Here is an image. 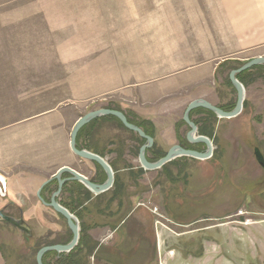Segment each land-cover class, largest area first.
I'll return each mask as SVG.
<instances>
[{
  "label": "rangeland",
  "instance_id": "rangeland-1",
  "mask_svg": "<svg viewBox=\"0 0 264 264\" xmlns=\"http://www.w3.org/2000/svg\"><path fill=\"white\" fill-rule=\"evenodd\" d=\"M256 56H264V0H0V207L10 175L33 230L29 239L0 221V264H36L40 247L70 239L65 220L36 196L59 167L105 181L98 165L70 150L78 118L122 111L152 135L149 161L175 144L204 151L186 140L185 107L205 99L231 110L228 74ZM141 78L149 83L136 84ZM242 84L236 116L192 115L211 140L207 159L179 156L145 169L137 133L111 118L83 126L80 145L109 163L113 184L97 194L85 188L84 199L74 188L80 239L61 256L78 264H264V169L255 156L264 159V66Z\"/></svg>",
  "mask_w": 264,
  "mask_h": 264
},
{
  "label": "water",
  "instance_id": "water-1",
  "mask_svg": "<svg viewBox=\"0 0 264 264\" xmlns=\"http://www.w3.org/2000/svg\"><path fill=\"white\" fill-rule=\"evenodd\" d=\"M258 64H264V56H256L252 59L246 61L244 64L240 65L237 68L232 69L229 74L228 78L235 88L236 91V101L234 107L229 110H223L219 106H216L212 104L211 102L205 100V99H196L190 101L187 106L185 107L183 114H182V120L189 126L188 131L186 132V140L190 143H202L205 145L204 151H197L194 149L184 148L178 144L172 145L165 154L160 157L156 161H149L146 157V150L150 148L153 145V137L146 134L142 128L139 126L130 123L125 114L116 109H110V108H99L92 111H89L82 115L78 120L75 122V124L72 127V130L70 132V139H69V147L70 150L77 156L90 160L96 164H98L103 171L106 174V179L102 183H95L91 181L88 177L84 176L83 174L77 172L76 170L70 168L69 166H61L57 169V171L48 179H46L40 187L37 190V196L38 198L46 204L42 198L39 195V192L41 188L47 184L51 179H57L58 181V189L56 192H54L53 197L51 199V202L47 205L53 207L59 214H61L64 219L66 220L67 226L72 231V238L69 242L65 244H51V245H44L40 247L35 255L36 264H43L42 262V256L47 251H56V252H68L74 246L78 243L79 240V224L76 217L69 212L66 208L58 204L54 197L60 192L61 186L65 179L61 178V175L63 173H70L72 175L73 180H77L81 182L85 187H87L89 190L94 192L95 194L104 192L108 190L112 184H113V170L109 163L100 155L88 151L86 149H79L76 146V136L79 132V130L89 123L91 120L103 116V115H113L116 118L120 120V122L123 124V126L135 133H137L141 138L145 140V142L139 147L138 151V160L140 165L145 169H156L164 165L165 163L171 161L172 159L179 157V156H190L198 159H207L212 154V143L211 140L204 135H197L196 130L197 126L196 124L190 119L189 112L197 107H203L210 111H212L217 117H225V118H231L239 114V112L242 109L243 106V100H244V87L243 84L236 78V74L251 68L252 66L258 65ZM255 156L257 161L263 166L264 169V159L263 156L260 154V152L255 149ZM0 217L2 219H5L9 221L11 224L16 226L20 231L23 232V234L26 237H30L32 234L31 227L29 224L23 219H15V218H9L1 213L0 211Z\"/></svg>",
  "mask_w": 264,
  "mask_h": 264
},
{
  "label": "flooded vegetation",
  "instance_id": "flooded-vegetation-1",
  "mask_svg": "<svg viewBox=\"0 0 264 264\" xmlns=\"http://www.w3.org/2000/svg\"><path fill=\"white\" fill-rule=\"evenodd\" d=\"M10 177H11L10 175L9 176H4V181H3L4 182L3 183L4 184V191H3L2 196L4 197L5 201L2 204V206L0 207V211H1L2 214H4L5 216H7L9 218H15V219L23 218L24 219L22 206L20 205V203H18V202H16L14 200V198L11 196L12 194L10 193L11 192L10 191V182H11L10 181ZM61 178L65 179V180H64V182H63V184L61 186L60 192L54 197V199H55V201L58 204H60L61 206H63L64 208H66L70 212V208L72 207L71 204H72V202L74 200V188H76L77 191L78 190L82 191L81 192L82 199L85 198V188L86 189H88V188L85 187L81 182H79L77 180H73L72 179V175L70 173H63L61 175ZM57 189H58V181H57V179L53 178L47 184H45L41 188V190L39 192L40 197L42 198V200L46 204H44L38 198L37 191H36V196H37V198L40 200V202L43 205H45L48 208H51L56 213V215H58L60 218L64 219V217L61 214H59L53 207L47 205V204H49L51 202L53 194H54V192L57 191ZM77 195H78V193H77ZM0 221L17 228L13 224H11L9 221H7L5 219H2L1 217H0ZM65 222H66V220H65ZM29 226L31 227L30 224H29ZM66 226H67V223H66ZM31 230H32V227H31ZM67 231H68V233L70 235V239H68L65 243L69 242L71 240V238H72V231L70 230V228L68 226H67ZM20 232L23 234L22 231H20ZM24 237H26V236L24 235ZM32 237H33V230H32L31 236L27 237V238L30 239ZM57 253L59 254V253H62V252H57Z\"/></svg>",
  "mask_w": 264,
  "mask_h": 264
},
{
  "label": "trees",
  "instance_id": "trees-1",
  "mask_svg": "<svg viewBox=\"0 0 264 264\" xmlns=\"http://www.w3.org/2000/svg\"><path fill=\"white\" fill-rule=\"evenodd\" d=\"M262 66H264V64H258V65H255V66H252L251 68H249V69H246V70H243V71H241V72H239V73H237L236 74V78L241 82V83H243V81H244V77H245V74L247 73V71L248 70H250V69H254V68H260V67H262ZM229 82H230V80H229ZM230 84H231V82H230ZM232 85V84H231ZM244 102V101H243ZM220 107V106H219ZM220 108H222L223 110H225L223 107H220ZM197 112H203L206 116H208V117H215V114L212 112V111H210V110H208V109H206V108H203V107H197V108H194V109H192L190 112H189V117H190V119L196 124V126H197V130H198V132L200 133V134H203V135H207V132L206 131H204L201 127H200V125L198 124V121L197 120H195V119H192V115L194 114V113H197ZM105 118H111V119H116V120H118L119 122H120V120L118 119V118H116L115 116H113V115H103V116H100V117H97V118H95V119H93V120H91V121H95V120H100V119H105ZM127 120L129 121V122H131L128 118H127ZM184 122V121H183ZM121 123V122H120ZM88 124V123H87ZM122 124V123H121ZM123 125V124H122ZM85 126V125H84ZM144 130V129H143ZM144 132L146 133V134H148V135H150V136H152L151 134H149L146 130H144ZM79 138H80V133L78 132V134H77V136H76V146H77V148H79V149H83V148H90L89 146H88V144H85V142H83L84 144L83 145H80V143H79ZM143 139V138H142ZM144 140V139H143ZM91 149V148H90ZM96 152V151H95ZM148 159V158H147ZM96 164V163H95ZM96 165H98V164H96ZM99 166V165H98ZM100 167V166H99ZM101 168V167H100ZM102 169V168H101ZM103 170V169H102ZM80 239V238H79ZM79 241V240H78ZM78 244V243H77ZM76 244V245H77ZM75 245V246H76ZM75 246H74V248H75ZM74 248H72L70 251H72ZM50 254H54V255H57V258L55 259V262L54 263H51V264H78L77 262H75V261H73V259L72 260H70V259H66V258H63L61 255H64V253H57L56 251H48V252H46L43 256H42V262L44 263V264H50V263H47L46 261H44L45 260V258H46V256H49Z\"/></svg>",
  "mask_w": 264,
  "mask_h": 264
},
{
  "label": "crops",
  "instance_id": "crops-1",
  "mask_svg": "<svg viewBox=\"0 0 264 264\" xmlns=\"http://www.w3.org/2000/svg\"><path fill=\"white\" fill-rule=\"evenodd\" d=\"M149 83V79H147V78H141V79H138L137 81H136V84H141V85H144V84H148ZM136 86V85H135ZM137 86H139V85H137ZM171 147V146H170Z\"/></svg>",
  "mask_w": 264,
  "mask_h": 264
}]
</instances>
